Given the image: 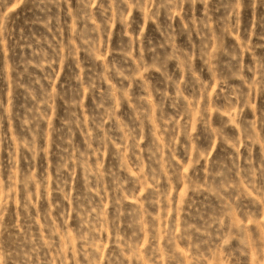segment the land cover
<instances>
[{
	"label": "rangeland",
	"instance_id": "rangeland-1",
	"mask_svg": "<svg viewBox=\"0 0 264 264\" xmlns=\"http://www.w3.org/2000/svg\"><path fill=\"white\" fill-rule=\"evenodd\" d=\"M0 264H264V0H0Z\"/></svg>",
	"mask_w": 264,
	"mask_h": 264
}]
</instances>
